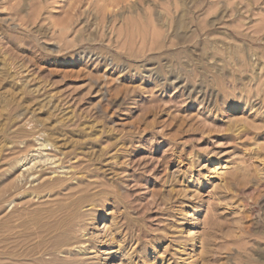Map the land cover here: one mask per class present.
I'll use <instances>...</instances> for the list:
<instances>
[{"label": "rangeland", "instance_id": "374dc122", "mask_svg": "<svg viewBox=\"0 0 264 264\" xmlns=\"http://www.w3.org/2000/svg\"><path fill=\"white\" fill-rule=\"evenodd\" d=\"M30 167L99 195L50 264H264V0H0V264Z\"/></svg>", "mask_w": 264, "mask_h": 264}, {"label": "bare ground", "instance_id": "6f19581e", "mask_svg": "<svg viewBox=\"0 0 264 264\" xmlns=\"http://www.w3.org/2000/svg\"><path fill=\"white\" fill-rule=\"evenodd\" d=\"M45 144L44 143L40 144L39 145L41 146L40 148L45 150V148L47 147ZM42 149L41 150L38 149L37 151L40 154H43ZM54 155L55 154H53V156ZM56 158L57 156L55 157V160ZM53 159L51 158L50 160L48 158L46 159L47 161H44V162L49 163L48 161H51L50 164L54 166V165H57V162L59 163V161L61 160V159L60 160L57 159L58 161L57 160L54 161ZM41 162L43 161L41 160ZM226 167L227 166L225 167L223 166L220 169L225 170ZM31 170H32V173L30 172ZM33 170H34V167L33 168L30 167L29 169H27V171L30 172L29 176H32L28 179L25 178L26 176L22 174V178H25V179L23 180L24 182L20 181L19 185L21 184V185H24L25 187V185L29 184L30 185L29 189L30 191H32V194L34 195L36 194L38 198L40 195L46 194L50 198H48V200L45 199L44 201L39 200L38 202L40 203H37V204H34V202H32L33 200L31 199H25L24 201L21 200L22 203L19 207L22 208V211L16 214L17 218L14 221V223H12V218L14 217V214L18 212V209L12 215L8 214L6 216V224H5L4 231H3L4 237L2 241L3 260L5 262L4 264H23L24 263L23 261L30 260V259H32L33 262L43 261L42 264H50V263H53L56 260V258L59 256L72 257L73 253H75V251L78 248L81 250L82 248H84L83 246L86 244L83 240H80V237L78 236L81 231H82L81 234L84 233L83 229L86 225L85 222L88 219L87 218L88 212H90L89 210L88 212H85L83 209L87 204L89 205V203L97 199L99 195L95 193L89 194L90 193L89 189L91 187L89 188V185H87L86 183H85L86 185H82L78 187L73 186L71 188H68L67 187L68 185L65 186V183L66 182L68 183L67 179L50 181L49 180L50 177L49 178L47 177V178H44L45 179L44 180V179H41V177L38 176L36 173H34ZM56 172L57 170H55L53 173H56ZM226 173L227 172H224L222 174H226ZM79 177H80V174H79ZM79 180L80 179H78L77 181ZM82 180L85 181V179H81V181ZM73 181L75 182L76 180L74 179ZM36 182H39V186L36 185L37 187L33 185ZM75 183L77 184V182ZM75 183L74 184L72 183V184L76 185ZM96 185L98 184H95V186ZM98 186L100 187L101 185H98ZM106 186L104 185L103 188L104 187L106 188ZM95 189L96 187H94L93 189L94 192H95ZM107 189L109 188L107 187ZM65 190L66 192L64 193ZM93 190L91 192H93ZM76 193L81 194L80 197L79 196L76 197L75 195ZM6 197L7 198L6 199L4 198L3 201L9 202L11 197L7 196V194H6ZM24 197L25 196H23V198ZM94 202L92 203V205L94 204ZM96 205L98 204L96 203ZM90 218H91V215H90ZM106 231H110V229ZM60 237L63 238V240H61ZM85 247L87 248V246ZM44 260H49V262H44ZM34 264H38V263H34Z\"/></svg>", "mask_w": 264, "mask_h": 264}]
</instances>
